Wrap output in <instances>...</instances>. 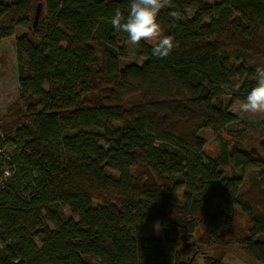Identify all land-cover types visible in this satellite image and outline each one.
Masks as SVG:
<instances>
[{
    "label": "trees",
    "instance_id": "obj_1",
    "mask_svg": "<svg viewBox=\"0 0 264 264\" xmlns=\"http://www.w3.org/2000/svg\"><path fill=\"white\" fill-rule=\"evenodd\" d=\"M130 3L0 0V38L27 29L15 39L20 95L0 122V264H199L198 244L237 238L238 207L239 242L264 264V181L247 199L222 170L264 168L225 137L264 67V0H163L161 35L176 46L158 58L142 40L144 64L123 66L130 40L111 16ZM155 222L166 232L145 237Z\"/></svg>",
    "mask_w": 264,
    "mask_h": 264
},
{
    "label": "rangeland",
    "instance_id": "obj_2",
    "mask_svg": "<svg viewBox=\"0 0 264 264\" xmlns=\"http://www.w3.org/2000/svg\"><path fill=\"white\" fill-rule=\"evenodd\" d=\"M13 0H6L11 3ZM2 22L0 21V27ZM27 29L17 27L12 36L0 38V122H3V116L18 101L20 95V84L18 75V62L16 54V37L26 34ZM154 44V40L147 41ZM65 46V44H63ZM128 57L123 61V66L127 63H136L143 65L145 58L137 54L136 44L131 41L127 43ZM241 102H235L231 107L230 112L235 114L240 122L227 125V129L233 131L232 137L225 132V137L230 139L232 145L238 143L240 146L258 152L264 157V150L261 147L264 143V113L251 114L243 113L240 110ZM246 122V123H245ZM245 123V124H244ZM117 127H121L120 123H114ZM102 133L103 131L100 130ZM200 135L207 141L206 151L210 155H217L219 153V143L215 139V132L210 128H204L200 131ZM2 150H0L1 152ZM223 172L225 176L231 177L236 174L242 182L241 191L247 199L255 200L259 196V190L255 185L256 181H264V168L255 166H240L232 165L224 167ZM184 191V189H183ZM237 238H228L225 246L207 250L201 244L197 246L200 248L199 264L203 263V256L206 254H213L220 257L226 264H263L254 260L248 255L246 250L239 242V237H244L248 232V219L241 208H237ZM166 229L159 223L148 224L144 228V236L148 238H161ZM193 240L199 238V232L191 237ZM185 242V241H184Z\"/></svg>",
    "mask_w": 264,
    "mask_h": 264
},
{
    "label": "clouds",
    "instance_id": "obj_3",
    "mask_svg": "<svg viewBox=\"0 0 264 264\" xmlns=\"http://www.w3.org/2000/svg\"><path fill=\"white\" fill-rule=\"evenodd\" d=\"M163 0H131L127 15L117 9L111 16V24L117 30L128 34L133 43L154 40L152 55L167 57L176 46L174 37L161 35L160 13ZM255 84L240 104L243 113H264V67H257Z\"/></svg>",
    "mask_w": 264,
    "mask_h": 264
},
{
    "label": "water",
    "instance_id": "obj_4",
    "mask_svg": "<svg viewBox=\"0 0 264 264\" xmlns=\"http://www.w3.org/2000/svg\"><path fill=\"white\" fill-rule=\"evenodd\" d=\"M42 10H43V4L40 3L36 9V13H35V17H34V23H33L34 27H36L39 23L40 16L42 14Z\"/></svg>",
    "mask_w": 264,
    "mask_h": 264
}]
</instances>
